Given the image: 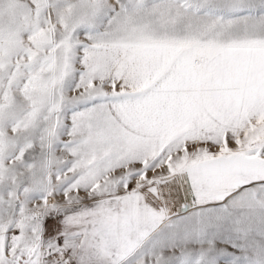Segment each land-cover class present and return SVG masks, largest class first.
I'll use <instances>...</instances> for the list:
<instances>
[{"label":"snow or ice","instance_id":"1","mask_svg":"<svg viewBox=\"0 0 264 264\" xmlns=\"http://www.w3.org/2000/svg\"><path fill=\"white\" fill-rule=\"evenodd\" d=\"M0 264H264V0H0Z\"/></svg>","mask_w":264,"mask_h":264}]
</instances>
